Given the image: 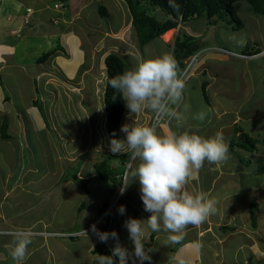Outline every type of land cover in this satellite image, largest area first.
I'll list each match as a JSON object with an SVG mask.
<instances>
[{
	"label": "rangeland",
	"instance_id": "1",
	"mask_svg": "<svg viewBox=\"0 0 264 264\" xmlns=\"http://www.w3.org/2000/svg\"><path fill=\"white\" fill-rule=\"evenodd\" d=\"M11 1L14 2L15 0H9V3ZM236 7L239 17L244 23V27L235 30L233 26L229 25L227 22L220 19L217 20L216 33L214 32L212 38H208L210 46L219 44L222 47L231 49L230 46L233 44L249 42V45H251V35L260 36L264 25V15L255 14L247 2L238 3ZM124 13L128 15L127 10ZM156 13L159 16L164 15L160 10ZM62 15L64 20L67 18L70 19V9ZM96 15H98V13H96ZM98 19H100L99 16L97 17V20ZM203 19H207V17L202 16L201 20ZM27 22L28 21H25V23ZM114 22L115 25H118L122 23V20L115 18ZM81 23L82 22H73L72 24L76 35L84 44L82 53L84 52L86 54V57L81 60V64L78 63L79 66H71L72 62L70 63V55L60 51L59 46L61 41L52 42V45L48 44V47H42V49L35 50V52L32 53L34 57H40L49 52V49L55 50L58 48V54L61 55L62 60L55 62L53 60L55 57L53 56L49 59L48 63L43 65H47L46 68H49L50 65L56 63L55 65L61 67L63 72L59 73L57 68L54 69L55 71L53 70L55 73L59 74H56L58 77L51 79V76H48L47 80L48 83H51L49 84L50 86H44V81L46 79L42 84L40 80H37V91H35V96L38 97V101L35 108L30 112L27 110L31 108L29 103L31 102L30 100L33 94L30 89H26L22 102L23 107H18V110L20 109L18 113L20 120H18L17 117L9 116V130H13L14 128L18 129V123L23 121L25 122L27 136H20L19 138L12 137L11 141L4 142L1 139L0 127V200H2L1 183L4 184V180L9 178L7 175L8 173L12 176H10L11 181H6L7 189L9 188V183H13V180L17 178L20 179L23 174L36 184L19 189L18 193L20 198L16 199V201L12 200V195L8 196L7 198L10 200L8 202L9 207L6 205L4 214L10 215V220L13 222L12 226L17 228L30 227L38 217L46 220V223L50 224L49 229H47L50 234L46 239L48 241L55 238L63 239L68 243L67 247H59V245L52 242V240L50 241L53 246L54 254L61 264H95L90 262L87 248L91 247V249L94 250L98 245V240L90 234L89 229L84 230L87 235L84 231L82 234L88 238H84L83 240L72 238L71 234L77 230L74 226V220H77L79 223V220L85 212L84 209L81 213L79 212L82 203H85L88 207L96 206L99 203L97 195L101 198L109 197V194H106V187H117L119 185V183H114L112 181L107 184L99 181L94 166L99 162L105 161L110 167L116 166V168H118L117 170L122 175L127 167V164H124L123 161H128L129 163V154L122 153L114 155L109 147L112 139L107 132L108 113L106 111L104 95L107 83L105 57L109 55L111 51H109L108 48L104 52L103 57L102 53L99 52L96 53V56L93 58H89L88 55L93 52L92 44H98L99 40L93 32H86ZM204 25L205 23L201 25L195 24V27L204 29ZM62 28L65 30L63 26ZM88 34H91L92 40L87 38ZM97 35L100 36V39L103 37V34ZM216 35L218 36L217 39ZM256 40H258V38H256ZM102 45L105 47L108 44L101 40L98 46L100 47ZM138 45L141 47L139 37ZM154 47L155 50H153ZM231 50L236 49L233 48ZM164 53L165 51L159 46L158 42L152 41L144 48V51H140L142 59H125V71L133 68L138 59H156L162 57ZM156 54L158 56H153ZM25 58L27 59L28 56ZM77 59L78 58H76L74 62H78ZM80 59L81 58H79V60ZM130 60H133V63H130ZM212 72L213 76L218 78L217 81H224V78H228L229 83L235 87L234 91H237L238 96L240 98H243V96L244 98L246 97L244 94L245 91H243L245 88L244 84H241L240 73L237 72L234 74L232 72L230 74L228 69L219 65L217 62L213 66ZM55 73L53 74L55 75ZM41 75L42 74H40L39 77H41ZM200 78L201 77L191 78L186 83L183 92L184 94L186 93V100L183 106L178 108V111H180L179 113L185 118L193 119L194 114L199 111H205L209 114V111L206 110L203 103L202 93L199 89L195 88ZM256 78L257 82L263 79V77L261 78L258 74ZM256 91L257 94L264 96V88L262 85H258ZM12 92L15 95L12 96L10 94V98L17 100L18 98L15 90ZM233 98L234 97L230 96L229 100H233ZM11 103L15 106L19 105V101H12ZM237 105L239 106V104ZM175 106L177 105L173 107ZM251 110L252 113L248 112ZM243 112L250 113L253 116L252 118L259 116L257 119L250 121L249 119H245L244 124H241V126H243L252 139H256L254 143H256L257 148L260 145L264 147V102H261L259 105L249 106L246 111ZM133 117H136L135 121L131 120L130 110L126 108L121 127L125 124H130V126L151 125L153 123L154 114L149 110H144L140 114L133 115ZM3 119V117L0 118V120ZM34 120L37 123H35ZM175 122V120H172L171 127L166 126L165 128L170 127L172 132ZM163 123L164 122H161L157 127V132L158 134L166 135V132L163 131L164 128L162 129L161 127ZM200 125L202 127L203 123ZM188 128L189 123L182 121L178 133L186 132ZM91 132L95 135L94 140L91 139ZM124 138V134L120 132L118 139ZM243 138L244 136H241L239 140L242 141ZM85 140L89 141L91 147L85 153H82L87 148ZM237 140L238 139H235V141ZM253 159L254 158L249 155L248 152H243L237 148L229 150V158L226 160V163L228 162L229 164L224 167V175L221 176L217 184L218 189H216L211 196L212 199L219 198V195L222 194L225 196V206L224 208L222 207V213L225 216L223 223L225 224L230 221L229 226L234 229L239 227L235 221L242 222L244 218L251 222L252 214H255L258 219L257 227H259V229L261 227L264 228V158L257 159L261 161L260 165V162L257 160L251 163L250 161ZM133 167H135V165H133ZM29 169H31V171H28ZM228 170H231L232 173H228ZM78 173H80V175L90 176L83 179L92 180V183L88 184L90 192L85 196V199L81 196L82 185L80 181L75 179V175ZM41 178L43 179L41 180ZM206 179L208 178L206 177ZM206 179L203 178V181L207 182ZM128 184L129 186L123 196L125 198H131L133 201L134 199L138 200L131 202V204L144 209L143 201L139 199V181L136 180L132 182L131 177H129ZM112 195L113 197L109 200L111 207L109 206L107 211L113 210L111 214L114 215L116 214L114 206L120 197V189L113 192ZM17 200H19L18 204ZM13 203L18 208L12 207ZM252 203L258 205L257 209L255 207L253 208L256 209L257 214L255 211H252ZM96 210L97 209L94 208V211ZM230 213H233L231 218L228 217ZM95 214L93 218L90 217L91 215L88 216L86 214L84 220H88V223L83 222V226H91L98 212ZM105 215L99 217L95 221H97V223L100 222ZM125 215L127 216L124 219H120L121 225L115 226V229L112 228L108 232H116L119 237L118 241L109 237L107 245L111 252L118 243L120 246H124L130 251L132 250V243L123 225L128 218L133 217L130 215V211L126 212ZM147 217L150 218V216L147 215L144 217L139 216V220L145 221V227L146 220L148 219ZM0 224L3 226L2 222H0ZM246 224L250 226L248 222ZM37 228L43 229V223L39 224ZM148 230L149 233H151V230ZM197 231L200 232V228L197 229ZM52 233H60L63 235H52ZM155 236L156 235H154L153 238L154 240H156ZM90 237H92L91 243L88 242ZM150 240L151 236L147 234L144 242L149 244ZM233 254L234 252L231 256H233ZM36 255L39 258L50 257L45 248L40 249ZM114 259L115 264H120L117 258L114 257ZM151 259L155 263L158 262V264L160 261L163 262V257H158V259L151 257ZM50 264H52V260Z\"/></svg>",
	"mask_w": 264,
	"mask_h": 264
},
{
	"label": "crops",
	"instance_id": "2",
	"mask_svg": "<svg viewBox=\"0 0 264 264\" xmlns=\"http://www.w3.org/2000/svg\"><path fill=\"white\" fill-rule=\"evenodd\" d=\"M59 1H65L66 7L63 9H55L54 5ZM100 5L104 6L106 9L107 13L105 17L101 15ZM27 9L33 12L30 16V23H25ZM69 9L70 19L67 18L64 20L62 14ZM126 10L128 11V15L124 13ZM153 11L156 12V10ZM96 13H98V15H96ZM98 16L100 19L97 20ZM115 18L122 20V23L118 24L119 26L114 24ZM73 22H82L81 25L86 32H93L99 40L98 44H92L93 52L88 55L89 58H93L96 56V53L99 52L102 53L103 57L104 52L108 48L112 53H116L123 57L124 61L126 58H141L140 51L142 52L144 49L138 45V34L132 25V18L128 6L123 0H15L10 3L9 0L0 1V118H4L0 120L2 141L9 142L12 140V137L19 138L20 136H27L25 122L21 121L18 123V129L14 128L13 130H9L8 126L10 123L9 116L17 117V119L20 120V116L18 115L20 109L18 110V107H23L22 102L26 89H30L33 94L30 100L31 102L29 103L31 108L27 109L30 112L35 108L38 101V97L35 96V91H37V80H40L42 84L46 79L44 81V86H50L49 84L51 83H48L47 80L48 76L50 75L51 79L58 77L57 75L63 72L61 67L55 65L56 63L50 65V69L48 67L46 68L47 65L35 63L34 60L38 57H34L32 53L35 52V50L42 49V47H48V44L52 45V42L61 41L59 49L70 55L69 59L71 60L70 63L72 62L71 66H79L81 60L86 57V54L84 52L82 53L84 44L80 41L72 27ZM203 23H205L204 29L195 27V24L201 25ZM216 25L217 23L209 24L208 19L201 20V17H195L188 22L181 23L176 29L167 31V33L153 41L158 42L159 46L165 51L164 54H170L171 56L173 55L174 42L177 36L181 34L195 37L202 47H210L208 38H212L214 32L216 33ZM262 28L260 36L251 35V45H249V42H245L243 44H233L230 46L231 49L234 48L236 50L222 47L219 44H217L216 47L243 54L260 51L264 48V25ZM170 31L172 33L169 37L168 34ZM97 34H103V37L100 39V36ZM87 38L92 40L91 34H88ZM217 38L218 36L216 35V39ZM256 38H258V40H256ZM101 40L105 41L108 45L99 47L98 45L101 43ZM49 50L51 51V49ZM153 50H155V47ZM27 56L28 58L26 59L25 57ZM153 56L158 55L156 54ZM54 57L53 60L55 62L62 60L58 52ZM76 58H78V62L75 61V63L74 60ZM79 58L81 59L79 60ZM130 61V63H133V60ZM216 62L228 69L230 74L232 72L234 74L237 72L240 73L241 84H244L245 87L243 90L245 91V98L244 96L243 98L238 96L237 91H234L235 87L229 83L228 78H224V81H217L218 78L214 77L212 72ZM56 68L59 70V73L54 72ZM53 73H55V75ZM40 74H42L41 77H39ZM179 74L181 75V72ZM257 74L261 78L263 77V79L258 82L256 78ZM198 77L201 78L197 82L195 88L199 89L202 93L203 103L206 110L209 111V114L207 113L202 127L200 125L201 123L197 120L185 118L183 116V121L189 123V128L186 132L208 138L213 137L219 131L223 133L229 150L237 148L243 152H248V154L254 158L250 161L251 163L258 158H264V147L260 145L257 148L255 143V148L251 150L250 144L252 141L254 143L256 139H252L243 126H241V124H244L245 119H249L250 121L259 117L255 116L252 118L253 116L250 114L252 110L248 111L250 113L243 111H246L249 106L259 105L261 102H264V96L257 94L256 91L258 85H262L264 88V56H249V58L246 59H238L227 54L208 55L203 60L202 73L196 74L193 78ZM14 90L18 98L17 100L10 98V94L12 96L15 95L12 92ZM230 96L234 97L233 100H229ZM185 100L186 93L184 94L183 104ZM12 101H19V105H13L11 103ZM237 104H239V106ZM130 116L132 121L136 120V117H133L132 114H130ZM35 123L37 122L35 121ZM4 124L7 126V133L9 134L8 139H5L2 135ZM171 125L172 123L169 126L171 127ZM170 127H164L163 131L166 132V135L171 132ZM173 129V131L177 133L180 130V127L176 126V122L174 123ZM245 134L248 135L251 140L248 142V145L233 144L237 143L241 136H244L242 139V141H244L246 137ZM91 135V139L94 140V133L91 132ZM84 138L86 139L85 135ZM235 139L238 140L235 141ZM85 141L87 143V148L82 153H85L91 147L89 141ZM257 161L260 162V165L261 161ZM227 164L229 163H226V161L219 164H208L205 162L203 168L198 173L194 174L188 181L185 190L193 194L202 191L207 194L209 199H212L211 196L213 192L218 189L217 184L221 176L224 175V167ZM28 171H31V169ZM228 173H232L231 170H228ZM7 175L9 178L4 180V184L1 183L2 200H0V222L3 223V226L0 224V264H14L8 254V245L11 242L10 233L12 232L10 231H16L18 229H32V231L37 233L33 242L28 246L27 259L24 264H50L51 260L52 264H61L54 254L53 246L50 241L52 240V242L59 245V247H67L68 243L63 239L56 238L48 241L46 239L48 234L45 236H40L38 234V232L42 231L49 233L47 229H49L50 224L46 223V220L38 217L30 227L17 228L12 226L13 222L10 220V215L4 214L6 205L9 207L8 202L10 200H8V196L12 195V200L16 201V199L20 198L18 193L19 189L36 185L33 183V180L27 178L26 175L23 174L20 179L17 178L13 180V183H9V188L7 189L6 181H11L10 176H12L9 173ZM77 177L81 180H87L83 178H88L90 176L80 175V173H78ZM206 177L208 179H206ZM203 178L206 179L207 182L203 181ZM42 179L43 178H41V180ZM88 190V188L85 189L82 186L81 196H83V199H85V196L88 194ZM114 192H116V189ZM140 196L141 194L139 193V199H141ZM112 197L113 195H110L107 198L109 205L111 204L109 200ZM123 199L125 202L118 204L115 208L118 220L124 219L127 216L125 214H119L118 209L121 205L125 206L126 212L130 211V215L136 219H140L139 216L144 217L146 215H152L150 212L131 204V202L138 200L134 199L133 201L131 198ZM214 200L216 201V213L211 215L199 227L189 226L183 232L180 242L177 244L166 245L165 241L168 233L164 231L159 233L151 231V233H149V230H147L149 236L156 235V240L153 239L154 236H151L149 244L144 242L146 250L150 251L148 255L156 259H158V257H163V262L160 261L159 264H181V262H183V264H264V228L261 227L259 229L257 224L254 228L252 221L250 222L244 218L242 222L235 221L239 226L237 229L231 228L229 226L230 221L225 224L223 223L225 216L222 213V207L224 208L225 206V196L223 194L219 195V198H215ZM18 203L19 200H17V204ZM12 207L18 208L14 203ZM84 211L78 223V225H80L79 227L76 226L77 220H74V225L78 230L89 227L85 225L81 226L83 222L88 223V220H84L86 214L88 216L91 215L90 217L93 218L94 215H96L95 213H97V210L94 211V207L88 206L84 208ZM232 215L233 213H230L228 217L231 218ZM247 222L250 226L246 224ZM41 223H43V229H38L37 226ZM199 228L200 232L197 231ZM42 248L46 249L50 257L39 258L36 255ZM87 252H89L90 262L95 264H97L96 255H105L103 253L94 254L91 247L87 248ZM233 252L234 254L231 256ZM115 258L119 261V257ZM128 264H133L132 259H129ZM136 264H139L138 260ZM144 264H158V262L155 263L151 259V261H145Z\"/></svg>",
	"mask_w": 264,
	"mask_h": 264
},
{
	"label": "clouds",
	"instance_id": "3",
	"mask_svg": "<svg viewBox=\"0 0 264 264\" xmlns=\"http://www.w3.org/2000/svg\"><path fill=\"white\" fill-rule=\"evenodd\" d=\"M54 7L63 9L66 7V3L59 1ZM32 13L27 9L25 20L28 21L27 23H30ZM195 17L202 16L195 15L190 20ZM215 54H227L234 58L246 59L249 56H264V48L254 53L243 54L216 46L202 47L185 61L181 75L178 72L175 58L170 54H164L156 59H138L133 68L110 79V87L120 94L126 108L130 110V114L136 115L144 110H149L154 114V119L153 123L148 126L125 124L120 129L125 138L110 141V151L114 155L129 154V163L123 161L127 167L124 170L121 183L117 187H106V193H108V188L112 189V194L115 189H120V197L114 206L116 208L120 200L125 198L123 195L129 186V177L132 182L138 180L144 210L152 215L146 220V227L144 220L128 218L123 227L128 232V238L133 246L132 250L130 251L118 243L112 250L111 256L96 255L97 264H115L114 257H119L120 264H128L129 259H132L133 264H136L137 260L139 264H144L145 261L151 260L148 255L150 251L146 250L144 246L148 229L156 233L161 231L168 233L165 244L174 245L180 242L183 232L189 226L199 227L216 213L214 199H209L207 194L202 191L193 194L186 191L185 188L191 177L203 168L205 162L219 164L229 158V146L225 142L223 133L218 131L213 137L205 138L189 132L172 131L167 135L157 132V127L161 122H164L161 126L162 129L169 126L172 120L176 121L177 127L181 126L184 117L178 112V108L184 101L183 92L186 83L196 74L202 73L204 58ZM174 105L177 106L173 107ZM206 116L205 111H199L194 114L193 119L203 123ZM115 135L113 133V136ZM112 168L117 169L116 166ZM109 206L111 207V204ZM112 211H106L105 214ZM118 211L119 214L124 215L126 207L121 205ZM97 224V221H94L88 228L82 229L78 233H72L71 237L83 236V231L89 229L90 232L92 230L97 235L102 243H106L109 237L119 240L116 232H100L96 228ZM38 234L45 236L50 233L42 231ZM85 234L87 235L86 232ZM10 235L8 254L14 264H24L27 259L28 246L33 242L37 233L31 229H18ZM52 235L63 234L52 233ZM92 251L95 252V248Z\"/></svg>",
	"mask_w": 264,
	"mask_h": 264
},
{
	"label": "trees",
	"instance_id": "4",
	"mask_svg": "<svg viewBox=\"0 0 264 264\" xmlns=\"http://www.w3.org/2000/svg\"><path fill=\"white\" fill-rule=\"evenodd\" d=\"M128 7L130 14L132 16V25L136 29L141 48L150 44L154 39L160 38L162 35L167 33L171 29L177 28L181 22L190 20L192 17L196 16H206L209 24H215L218 21L222 20L227 22L229 25L233 26V29H242L244 23L241 21L239 14L237 12L236 5L241 2H247L251 6V10L257 14L264 15V0H124ZM171 5H176L178 7L174 8ZM154 8V9H153ZM158 9V10H156ZM153 10L161 11L164 15L161 17ZM100 12L103 17L106 16V9L104 6L100 5ZM225 15V16H224ZM161 17V19H160ZM226 17V18H225ZM201 44L198 42V39L192 36H187L185 34L178 35L174 45H173V57L175 58L178 66V72H182L185 67V61L193 54L197 53L201 49ZM58 48L51 50L42 56L38 57L35 60L37 64H45L49 59L56 55ZM105 66L107 73V83L105 90V105L106 111L108 113V122H107V132L111 139H118L120 136V129L125 114L126 106L123 99L120 97V94L115 92L109 85L111 78L115 77L118 74H122L125 70V61L123 57L116 53H111L105 58ZM113 133L116 135L113 136ZM2 135L5 139L9 138L7 133L6 124L3 125ZM244 141H237L233 143L234 145H248L250 138L245 134ZM255 148V143H251L250 149ZM95 172L98 175L99 181L103 183L114 182L121 183L122 175L117 169L110 167V165L105 162H99L95 166ZM75 179L80 181L81 185L87 189L88 184L91 183V180H81L75 175ZM109 196L112 194L110 188H108ZM108 197H98L99 203L96 206H93L97 209L98 215L93 220H97L99 217L105 214L109 208ZM125 200L121 199L119 204L124 203ZM86 204L82 203L79 212L81 213ZM100 206V207H99ZM257 204L252 203V211L256 213ZM256 209H253V208ZM112 216V217H111ZM135 218V217H134ZM136 219V218H135ZM257 224V219L255 214H252V225L255 228ZM121 222L118 220L116 214L112 215L109 212L98 224L96 228L100 232H109L110 229H115V226H120ZM75 226V225H74ZM76 226L79 227L78 222ZM83 226V224H81ZM76 227V228H77ZM80 232V229L74 231V233ZM90 234L98 240V245L95 247L96 253H103L105 255H111L112 252L109 250L107 242L102 243L96 234L91 230ZM154 236V235H150ZM76 240H83L88 238L86 236L72 237ZM92 237L89 238L88 242L91 243ZM100 244V246H99ZM94 252V253H95ZM109 255V256H110Z\"/></svg>",
	"mask_w": 264,
	"mask_h": 264
},
{
	"label": "bare ground",
	"instance_id": "5",
	"mask_svg": "<svg viewBox=\"0 0 264 264\" xmlns=\"http://www.w3.org/2000/svg\"><path fill=\"white\" fill-rule=\"evenodd\" d=\"M171 33H172V32L170 31L168 35L171 36Z\"/></svg>",
	"mask_w": 264,
	"mask_h": 264
}]
</instances>
